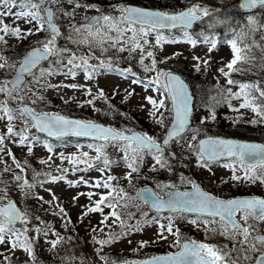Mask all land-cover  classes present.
<instances>
[{
	"label": "snow or ice",
	"instance_id": "6c2138e0",
	"mask_svg": "<svg viewBox=\"0 0 264 264\" xmlns=\"http://www.w3.org/2000/svg\"><path fill=\"white\" fill-rule=\"evenodd\" d=\"M65 4L71 5V10L65 7ZM258 5L264 7V0H240V7L244 9H251ZM109 7L112 11L103 12L100 5L87 0H0V69L5 72V75L0 77V120L6 121L5 131L0 133V164H3L0 168V177L4 173H11L9 181L0 179V244L9 245L8 248L0 249V260L4 264H12L10 259L12 249H23L31 258V261L25 264H36L34 244L40 235L45 237L46 243H49L53 250L59 242L64 240V236L57 232L50 221H44L39 215L33 217L27 209L22 210L18 207L17 202L11 197V192L14 190H19L23 199L37 184L43 187V180L40 177L55 182L65 179L64 173L68 171L73 173L78 170L87 171L97 165L98 170L103 173L115 162L123 163L127 169L123 173V178L131 184L132 174L136 173L138 177L145 156L151 157L149 171L166 169L169 173L174 171L172 165L177 160L181 162V166L187 167L183 161L194 158L193 163L197 167L211 172V165L219 164L221 158H225L223 166L231 170L233 181H240L243 178L249 183L259 181L264 184V143H250L208 135L202 125L205 120L215 119L213 104L220 103L215 95L209 97L212 103L205 105L209 108V115L201 116L198 123L193 124L194 105L189 85L180 75L158 67L153 51L155 46H162L165 41L183 40L193 46L198 42L207 44L210 52L218 43L219 33L215 31V26L223 24L226 28V42L230 45L232 55L226 64L227 70L221 67L218 71L226 78V85L238 87L235 91L231 86L220 88L222 99L228 103L230 109H250L255 115L248 121L249 123L264 124V80L241 81L230 75L232 72H252L257 66L261 72H264V55L257 57L253 52L256 48L264 53V22L249 15L246 22L237 21L233 24L229 18H221L218 9L204 6L199 3V0L191 2L178 11L132 7L126 3H116ZM78 8L96 9V14L85 15L83 22L78 23L74 19L75 10ZM6 17L23 19V22L30 26L27 28H21L19 24L12 26L5 22ZM68 17L73 19L66 25L68 31L65 34L56 20ZM204 18H207L209 31L205 32L201 29L198 34L201 39L198 40L188 29L193 22L203 21ZM177 27L183 35L173 37L160 31ZM41 32L46 35L37 37L32 44L26 46L23 55L4 54V49L11 47L7 37H15L19 41ZM229 32L232 33L230 38L227 37ZM257 32L260 34L259 40L256 39ZM151 33H155L154 41L149 38ZM62 35L77 47L58 45L57 41ZM146 45L151 47L145 50ZM109 47L118 52L128 51L129 54L139 49L140 67L144 73L152 74L141 78L132 72L131 66L121 70L117 64L113 63V56L106 55ZM98 52L99 55H97ZM146 57L149 58V63H145ZM93 59L98 63H90ZM167 59L169 57H163V60ZM193 59L197 61L193 65L196 71L200 70L201 63L205 65V69L207 68V60L201 61L196 56ZM44 62L47 63V67L43 66ZM254 62H258V65ZM243 63H247L249 67H242ZM101 68L107 72H119L125 78L128 73H131L135 77L133 83L142 84L145 90L150 88L153 93H156L155 96L147 94L143 99L150 106L148 115L159 126L156 130L159 134H149L147 131L134 130L127 126L124 128L106 126L92 119L73 118L59 111L45 110L43 105L50 104L51 101L47 100L44 91L59 87L83 88L84 94L91 98L87 101H76L78 105L91 104L95 111H101L93 104L99 96L107 102L108 108L115 109V105L108 101L102 88H97L96 96H91L93 88L89 85L64 84L63 81L57 84L49 82V77L57 74H67L75 78L77 72L81 70L84 79L90 80ZM129 94L125 90V100ZM112 95H116L115 89ZM60 98L64 103L74 99L72 96ZM233 98L239 101L237 105L231 103ZM139 106L145 107L144 104ZM121 115L126 114L121 113ZM14 121H20L19 125H14ZM235 122L234 120L233 123ZM29 129L35 131L30 132ZM38 133H47L48 137L58 139L63 138L67 133L92 137L93 142L88 143L87 147L95 154L92 155L89 151H82L79 155L66 154L63 151L56 152L54 155L61 162L67 160L73 167L69 169L62 168L61 165H50L57 169L59 175L32 169L31 179H28L24 175L26 166L30 167L28 161L19 160L5 142L25 147L29 155H34L35 144H42L49 155L47 158L37 157V159L39 163L45 164L52 159L55 146L49 139H42ZM109 145L122 155L119 158L110 157L105 151ZM174 145L178 151L174 150ZM75 148L81 149L82 145L77 143ZM5 156L12 161V167L4 159ZM80 164L84 165L83 169L74 167ZM78 179L82 184L90 185L89 179L84 176ZM93 179L95 184L92 187H103L106 191L95 193L88 191L86 195L90 201L94 200V202L80 213V217L83 218L89 211L100 214L98 225L92 226V241L96 246V255L104 264H109V256L102 254V246L119 240L121 236H127L129 232L142 230L141 223H155L157 232L154 233L153 240H138L139 248L162 240L175 251L146 256L142 259L113 257L111 264H264V230H262L264 229V196L244 195L225 198L203 189L196 180L185 177L183 173L180 174V183L189 184L190 188L181 190L171 181L157 180L155 189L145 185L137 188L134 196L130 195L124 187L109 183L118 179L110 172L103 184L100 178ZM223 182L221 180V183ZM67 183L75 185L77 180H68ZM47 191L51 194V199L46 203L51 205L53 201H58V197L51 188ZM31 194L38 200L44 201V197L39 193ZM72 199L75 200L76 196ZM131 200H139L149 210H155L158 214L167 210L168 216L148 217L141 208L140 217L144 219L142 221L136 219L135 224L129 223V220L133 219V213L127 211ZM56 207L59 208V212L53 215L58 214L67 221L63 225L67 230L71 218L62 205L57 203ZM105 207L109 209L108 212L104 211ZM121 209L124 210L123 214ZM180 213L185 214L181 218L187 219L191 225L203 228L206 238L210 233H218L225 238V241L217 244L186 236L182 238L179 227L174 224L175 215ZM109 217L113 219L106 226ZM33 218L39 223L31 224L30 221ZM112 224H118L119 230H111ZM105 227L108 229L106 236L98 237L96 232L105 230ZM29 231L33 232L32 236L28 235ZM49 233L54 238L49 240ZM68 239L70 240L71 237L69 236ZM139 248L133 251H139ZM63 259L71 260L74 257Z\"/></svg>",
	"mask_w": 264,
	"mask_h": 264
},
{
	"label": "rangeland",
	"instance_id": "374dc122",
	"mask_svg": "<svg viewBox=\"0 0 264 264\" xmlns=\"http://www.w3.org/2000/svg\"><path fill=\"white\" fill-rule=\"evenodd\" d=\"M126 1L128 0H87V2L100 5L101 11L103 12L112 11L109 5L124 3ZM156 1L157 3L154 5L158 7L162 6L161 3H163L165 6H170L168 11H178L181 8L185 7V5H187L186 0ZM218 1L224 3V5L226 6L232 7L238 0ZM199 3L207 6L204 1H199ZM65 7L71 10V5L65 4ZM260 8L262 12L260 10L259 12H256L254 14H247L245 16V19L247 18V16L253 15L257 18L258 21L264 22V7ZM13 11H15V9H13ZM75 11L76 15L74 19L76 20V22L82 23L84 16L95 13L96 9L78 8ZM72 19V17L57 19V21L62 26L65 34L68 31L66 25ZM5 22L9 23L12 26L19 24L21 28H27L30 26L24 23L23 19L16 20L13 17H6ZM215 29H217V27ZM43 35H46V33H35L33 35L27 36L26 38L20 39L19 41H17L15 37H7L8 44L11 47L5 48L4 54L7 56H16L17 54L23 55L26 46L32 44L37 37ZM176 35H183V33H176L174 36ZM258 37L260 38V34ZM149 38L150 40L154 41L155 33H151ZM57 43L60 46H68L71 48L77 47V45L71 44L69 41H67L64 36L58 39ZM149 47H151V45H146L145 50H147ZM208 48L209 45L202 42H198L195 46H193L186 41L181 40L178 42L165 41L163 42L162 46H155L153 48V51L155 52V58L158 61V67L168 70H170V68L172 67L178 70L182 69L187 74L190 72H196L193 65L196 64L197 61L193 59L194 56L199 57L201 61L207 60V68L205 69V65L201 63L200 70L197 72L199 73L198 75L200 77H206L205 82H207L208 87H212V89L214 90L213 95L216 96V99L220 100V103L213 104L215 119L205 120L202 125L204 131L207 134H214L213 132H215L216 130L231 134L234 130L239 129H245L246 132L255 131L259 135L264 133V124L257 123L253 125L248 122L255 115L251 112L250 109H230L228 107V103L223 101L222 94H220V88L231 86L235 91L238 87L237 85H226V78L222 75L221 72L218 71V69L221 67H225V70H227L226 64L232 55L230 45L227 44L225 39L220 44H217V46L210 52L208 51ZM258 52L259 56H261L259 49ZM173 53H177V55H172ZM97 55H99V52L97 53ZM106 55L113 56V63L117 64L121 70L131 66L132 72H135L137 76L141 78H143L145 75L152 74L151 72L147 74L144 73L143 69L140 67L138 63L139 49L129 54L128 51L118 52L116 49L109 47V51ZM165 56L171 57L169 62L163 60V57ZM90 63L96 64L98 63V61L93 59L90 61ZM145 63H149L148 57L145 58ZM43 66L47 67L48 65L46 63ZM9 72H11V70H9ZM4 75V70L0 69V77ZM133 79H135V77H133L131 73H128L127 78H125L124 76L120 75L119 72H107L102 68L98 73H94L93 78L90 80L84 79L82 70L77 72L75 78L67 74H57L49 77L50 83L57 84L60 81H63L64 84H86L93 88L91 96H96L97 88H102L105 95L108 97V101H110L112 105H115V109L108 108L107 102L103 99V97L99 96H97V98L93 101V104L96 106V108L101 109V111H95L91 104L84 103L78 105L76 101H87L91 97L84 94L85 90L83 88L74 89L68 87L48 88L46 91H44V95L47 97L48 101H51V103H45L43 107L48 111L63 110L72 114H77L76 116L82 117L84 119L99 120L98 118L101 116V119L107 122L118 121L120 123V128H124L125 126H127L128 128L134 130L139 129L147 131L149 132V134H159L156 131L159 126L155 124L153 119L148 115L150 106L143 99V97L147 94L155 96L156 93H153L150 88L145 90L142 84L133 83ZM257 80H264V77L257 78ZM113 89L116 90L115 96L112 95ZM125 90L130 93L126 100L124 99ZM28 95H31V93H28ZM61 96L65 98H67L68 96H72L74 99L72 101H69L68 103H64L60 98ZM120 102H122V104H120V108H117L116 106ZM231 103L233 105H237L239 101L233 98L231 100ZM141 104H144L145 107L141 108L139 106ZM100 105H102L103 108ZM117 109L119 111H117ZM123 110L128 111L127 113H125L126 115H121V113H124ZM206 115H209V108L203 106L201 107V109H197L194 107L193 124L198 123L199 118ZM165 119L167 120L166 115ZM234 120L236 121L235 123H233ZM5 123V120H0V133H3L5 131ZM19 123L20 121H14V125H19ZM29 131L33 132L35 130L29 129ZM40 136L42 139H47L43 135ZM91 142L93 141H75L68 139L60 144H53L51 142L55 146L53 149L52 159L48 160L45 164L39 163L37 159V157L47 158L49 155L42 144H35L33 148L34 155H29L27 154L25 147L11 144L8 141H6L5 143L8 145V147H11L14 155L19 160L24 161L26 159L28 161L30 167L26 166L27 170L24 175L26 178L31 179L32 169H36L41 172L49 171L51 172V174L59 175L60 173L57 171V169L55 167H50V165H61L62 168L69 169L73 167L67 160L61 162L59 158L54 155V153L56 152L63 151L66 154L77 153V155H79V153L82 151H89L92 155H94V151L88 149L87 147V144ZM77 143H80L82 145L81 149L75 148V145ZM173 147L174 150L178 151L175 145ZM105 151H107L110 157L114 158H119L122 155V153L117 152L111 145H109L105 149ZM4 159L8 162V165L12 167V161L6 156L4 157ZM193 160L194 158H190L183 161V163L186 164L187 167L181 166V162L177 160L176 163L172 165L174 171L171 173H169L166 169H158L155 172H151L149 171V165L152 162L151 157L145 156L144 163L141 166V171L138 174V177L136 173L132 174L133 180L131 184H129L127 180L123 178V173L127 171L123 163L114 162L110 166V168H106L103 173L98 170L99 166L97 165L96 167L90 168L87 171L78 170L75 173H70L68 171L64 173L65 179H60L55 182L48 181L45 177H40V179L43 180V187L37 184L34 189L29 190V193L23 199L20 196L19 190L12 191L11 197L16 199L22 210L27 209L29 214L33 217L39 215L44 221H50L52 223V226L56 228L57 232L64 236V240L59 242L54 250L51 249V245L49 243H46L45 237L43 235L37 237L34 244L36 264H104V262L100 261L99 257L96 255V246L92 241V226L98 225L100 214L98 212L89 211L83 218H81L80 213L84 211V209L88 208L92 202H94V200L90 201L89 197L86 195L88 191H93L94 193L106 191V189H104L103 187H92V185L95 184V180L93 178H100L101 184H103L106 181L107 174L109 172L118 177V179L112 180L113 183L115 185L124 187L132 196L135 195V190L137 188H140L142 185H151L155 189V182L157 180L171 181L172 183L177 184L180 188L191 187V185L189 184L180 183L181 173H183L185 177L195 179L198 182L202 183L208 190L214 192L218 196L226 197L235 194H264V184H261L259 181H256L255 183H249L247 181H244L243 178H241L240 181H233L231 179V170L224 167L223 163H213V165H211L212 171L209 172L207 169L197 167L193 163ZM2 167L3 164H0V168ZM74 167H76L77 169H83L84 165L80 164L75 165ZM80 176H84L86 179H89L90 185L82 184L78 179ZM10 178L11 173H4L3 176L0 177V179H4L6 181H9ZM68 180H77V183L75 185H71L67 183ZM221 180H223L224 182L221 183ZM49 188H51L52 192H54L58 197V201H53L51 205L46 203V201L51 199V194L47 191V189ZM164 191H166V189H164ZM32 192L39 193L40 196L44 197V201L38 200L31 194ZM77 193L82 194L77 196ZM73 196H76L75 200L72 199ZM57 203L60 205L61 203H63V209H66L67 215L71 218V223H68L67 230L63 226L65 223H67V221H64L58 214L53 215V213L58 212L59 208L56 207ZM141 208L148 214V217L159 218L160 216H168L167 212L158 214L149 210V208L147 206H144L139 200H131L128 204L127 211L133 213V219H130L129 223L135 224L136 219H141V221L143 220V218L140 217ZM104 211L108 212L109 209L105 207ZM121 211L123 214L124 210L121 209ZM181 217H183L181 213L176 214L174 217V224L176 227H179L182 238L186 236L197 240H206L208 242L217 244L225 241V238L218 233H210L206 238L203 228H196L195 226L191 225L187 219H183ZM112 219V217H109V220L106 222V226L107 224L111 223ZM30 223L38 224L39 221L33 218ZM140 228L142 230L129 232L127 236H121L119 240H114L111 244L102 246V254H107L109 256V263H111V259L113 257H115L116 259H137L149 256L157 252L175 251V249H173L168 243L162 240L150 243L144 248H139V245L137 244L138 240L154 239V233L157 232V225L155 223H141ZM111 230L118 231L119 225L112 224ZM107 231L108 229L107 227H105V230L97 231L96 235L102 238L106 236ZM28 235L32 236L33 232L29 231ZM69 236L71 237L70 240L68 239ZM52 238L54 237L51 233H49L48 239L50 240ZM169 239H171V237H169ZM129 241H131V243H129ZM8 247L9 245L0 244V249ZM137 248H139V251H133V249ZM64 257H74V259H63ZM10 259L12 261V264H25V262L31 261V258L28 257L27 253L23 249H12ZM0 264H4V262L0 260Z\"/></svg>",
	"mask_w": 264,
	"mask_h": 264
},
{
	"label": "trees",
	"instance_id": "16d2710c",
	"mask_svg": "<svg viewBox=\"0 0 264 264\" xmlns=\"http://www.w3.org/2000/svg\"><path fill=\"white\" fill-rule=\"evenodd\" d=\"M129 1L140 3V4H145V5L146 4H149V5L154 4L152 0H129ZM207 2L210 4V6H217L216 9H219V15L222 18H224V17L229 18L230 22L233 24L237 21L242 22L243 15H242L241 11L239 10V8L237 7V5H233L232 7L226 6V5H224V3H222L218 0H207ZM216 4H219V5H216ZM256 51L257 50H253V52H256ZM260 55H264V53L260 52ZM255 69H257L259 71L258 72L259 76L264 77V72H261L259 70L258 66ZM189 79H190L189 81H192V83H193L192 88H193L194 94L196 96L197 103L201 104L200 103L201 99H199V98H204V104L205 105L209 104L210 101H209V99H207L208 95H206L208 93L207 89L204 88L203 86H201L202 84L199 81H196L193 77L190 76ZM205 86L207 87V84ZM234 134L238 135V136H242V137H247V138H256V139L260 138L259 136H256L255 133H247V132L239 133L236 131V132H234Z\"/></svg>",
	"mask_w": 264,
	"mask_h": 264
},
{
	"label": "water",
	"instance_id": "95a60500",
	"mask_svg": "<svg viewBox=\"0 0 264 264\" xmlns=\"http://www.w3.org/2000/svg\"><path fill=\"white\" fill-rule=\"evenodd\" d=\"M131 6V5H130ZM133 7V6H132ZM255 8V7H254ZM254 8H251V9H245V10H253ZM244 9V8H243ZM74 118V117H73ZM47 135V133H45ZM67 134H72V133H67ZM65 134V135H67ZM250 143H253V142H250Z\"/></svg>",
	"mask_w": 264,
	"mask_h": 264
},
{
	"label": "bare ground",
	"instance_id": "6f19581e",
	"mask_svg": "<svg viewBox=\"0 0 264 264\" xmlns=\"http://www.w3.org/2000/svg\"><path fill=\"white\" fill-rule=\"evenodd\" d=\"M63 203H61V205H62Z\"/></svg>",
	"mask_w": 264,
	"mask_h": 264
}]
</instances>
